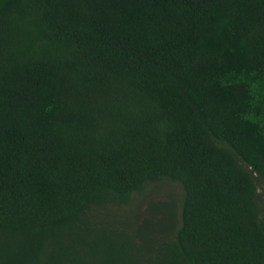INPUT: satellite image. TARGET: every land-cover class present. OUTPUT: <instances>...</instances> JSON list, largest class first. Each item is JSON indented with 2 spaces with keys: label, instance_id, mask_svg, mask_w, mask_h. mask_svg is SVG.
<instances>
[{
  "label": "trees",
  "instance_id": "16d2710c",
  "mask_svg": "<svg viewBox=\"0 0 264 264\" xmlns=\"http://www.w3.org/2000/svg\"><path fill=\"white\" fill-rule=\"evenodd\" d=\"M259 182L264 0H0V264H264Z\"/></svg>",
  "mask_w": 264,
  "mask_h": 264
},
{
  "label": "rangeland",
  "instance_id": "374dc122",
  "mask_svg": "<svg viewBox=\"0 0 264 264\" xmlns=\"http://www.w3.org/2000/svg\"><path fill=\"white\" fill-rule=\"evenodd\" d=\"M179 192V189L176 184L170 183V182H164L162 184L159 183L158 187H152L148 190V193L144 197L146 199L152 201L153 203H156L157 201H163L167 199V196L171 194L170 197H174L175 194ZM257 193L259 196V199L264 207V182H259L257 186ZM138 209L140 211H146V201H140L139 202Z\"/></svg>",
  "mask_w": 264,
  "mask_h": 264
}]
</instances>
